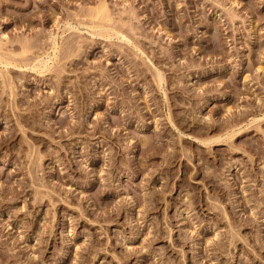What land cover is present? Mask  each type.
Listing matches in <instances>:
<instances>
[{
    "label": "rangeland",
    "instance_id": "1",
    "mask_svg": "<svg viewBox=\"0 0 264 264\" xmlns=\"http://www.w3.org/2000/svg\"><path fill=\"white\" fill-rule=\"evenodd\" d=\"M0 264H264V0H0Z\"/></svg>",
    "mask_w": 264,
    "mask_h": 264
}]
</instances>
